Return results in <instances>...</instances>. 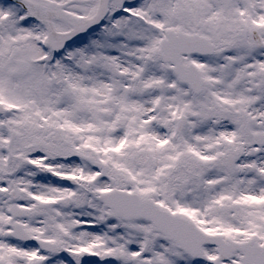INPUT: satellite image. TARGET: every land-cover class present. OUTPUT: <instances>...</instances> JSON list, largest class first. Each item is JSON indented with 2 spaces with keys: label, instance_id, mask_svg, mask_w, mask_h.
Instances as JSON below:
<instances>
[{
  "label": "snow or ice",
  "instance_id": "6c2138e0",
  "mask_svg": "<svg viewBox=\"0 0 264 264\" xmlns=\"http://www.w3.org/2000/svg\"><path fill=\"white\" fill-rule=\"evenodd\" d=\"M0 264H264V0H0Z\"/></svg>",
  "mask_w": 264,
  "mask_h": 264
}]
</instances>
